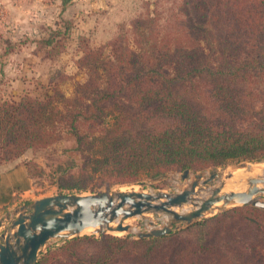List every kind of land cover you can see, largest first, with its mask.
I'll return each mask as SVG.
<instances>
[{
  "label": "trees",
  "instance_id": "obj_1",
  "mask_svg": "<svg viewBox=\"0 0 264 264\" xmlns=\"http://www.w3.org/2000/svg\"><path fill=\"white\" fill-rule=\"evenodd\" d=\"M174 20L171 34L115 44L113 61L83 51L87 80L71 96L56 87L0 103V165L67 135L81 162L60 168L58 186L83 194L264 159V0H182ZM38 264H264V210L236 207L158 238L76 237Z\"/></svg>",
  "mask_w": 264,
  "mask_h": 264
},
{
  "label": "rangeland",
  "instance_id": "obj_2",
  "mask_svg": "<svg viewBox=\"0 0 264 264\" xmlns=\"http://www.w3.org/2000/svg\"><path fill=\"white\" fill-rule=\"evenodd\" d=\"M181 3L182 0H71L67 4H64V0H0V103L19 101L25 94L43 99L52 94L56 87L66 96H71L75 84L87 80L86 71L80 69L78 64L83 51L100 50L106 60L113 61L115 44L130 49L137 47V31L145 32L152 39L171 34L175 31L174 17L178 15ZM150 19H153V23L149 22ZM67 26L69 29H66ZM60 29L63 33L54 46L40 44L52 31ZM6 40L11 42V49ZM74 149V142L65 135L47 150L37 153L28 151L18 159L34 174L30 178L33 188L27 195L17 189L12 203L1 208L0 216H3L0 223L4 225L0 228V235L10 231L8 220L16 218L15 210L25 207L31 211L37 200L59 194H78L58 186L60 168L72 166L76 169L80 165L81 158ZM263 161L230 163L200 172L189 170L191 173L186 179H182L184 172H169L156 180L147 178L138 184L106 186L96 189L95 193L138 190L152 194H178L190 189L198 175L206 180L212 172L223 174L228 169ZM214 185H219L216 180L204 188L209 189ZM257 198L264 202V195ZM187 210L185 208L183 211ZM144 217H135L131 221L137 233H113V236L139 239V234L162 229L172 221L162 214ZM171 228L172 232H179L187 227L184 223H173ZM60 242L52 240L49 246Z\"/></svg>",
  "mask_w": 264,
  "mask_h": 264
},
{
  "label": "water",
  "instance_id": "obj_3",
  "mask_svg": "<svg viewBox=\"0 0 264 264\" xmlns=\"http://www.w3.org/2000/svg\"><path fill=\"white\" fill-rule=\"evenodd\" d=\"M190 173L189 170L184 171L182 179ZM217 177V172H212L201 182L203 177L198 175L190 189L178 194L106 191L59 194L37 200L31 211L19 208L15 210L16 218L8 220L10 231L0 235V264H38L52 240L66 241L85 235L127 232L130 228L125 226V222L136 216L144 219V215L162 214L172 220L162 229L139 234L138 238L142 239L170 234L173 223H184L188 227L236 207L253 206L264 210V202L256 198L264 195V188H260L264 185V178L245 180V189L240 192L222 193L231 175L225 176L217 186L204 188L214 183ZM185 208L188 210L184 212ZM114 223L116 226H113ZM3 225L1 222L0 228ZM87 229L95 231L83 234Z\"/></svg>",
  "mask_w": 264,
  "mask_h": 264
},
{
  "label": "crops",
  "instance_id": "obj_4",
  "mask_svg": "<svg viewBox=\"0 0 264 264\" xmlns=\"http://www.w3.org/2000/svg\"><path fill=\"white\" fill-rule=\"evenodd\" d=\"M32 188V181L27 176L24 163L20 160L0 165V211L1 208H5L12 203L17 189L27 195ZM20 197H22V194H20Z\"/></svg>",
  "mask_w": 264,
  "mask_h": 264
},
{
  "label": "bare ground",
  "instance_id": "obj_5",
  "mask_svg": "<svg viewBox=\"0 0 264 264\" xmlns=\"http://www.w3.org/2000/svg\"><path fill=\"white\" fill-rule=\"evenodd\" d=\"M230 175L232 177L230 178V180L227 181L225 187L222 190V193L226 194V193H231V192L243 191L245 189V180L250 179V178H258V177L264 178V161L258 164H255V165L247 164L245 167L240 166V167H237L236 169L235 168L231 170L228 169L226 173L218 174V177L215 180L217 181L218 184H220V182L223 181L225 176H230ZM204 180L205 179L202 178L200 181L202 182ZM260 188H264V185H260ZM121 191H125V190H121ZM135 191L143 192V191H138V190H135ZM210 215L211 214H209L208 216ZM136 217H139V216H136ZM134 218L135 217L130 218L125 222V226H129L130 228L127 232L114 233V234L119 235V234H125V233H137L138 231L135 229V227H133L132 222H131ZM113 226H116V223H114ZM94 231H95L94 229H87L83 234H90Z\"/></svg>",
  "mask_w": 264,
  "mask_h": 264
}]
</instances>
